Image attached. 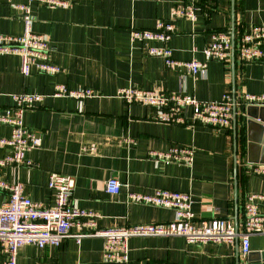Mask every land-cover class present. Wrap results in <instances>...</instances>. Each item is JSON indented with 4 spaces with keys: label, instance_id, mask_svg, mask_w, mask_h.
<instances>
[{
    "label": "crops",
    "instance_id": "1",
    "mask_svg": "<svg viewBox=\"0 0 264 264\" xmlns=\"http://www.w3.org/2000/svg\"><path fill=\"white\" fill-rule=\"evenodd\" d=\"M27 0H0V34L21 35L24 22L16 8ZM186 0H75L70 6L33 3V30L45 34L50 58L61 67L55 75L21 72V58L0 53V114L15 105L13 94L32 92L45 98L27 107L26 126L41 134L42 144L28 157L36 167H7L5 178L21 181L24 193L36 202L53 205L48 186L53 172L75 178L73 204L99 214V228H120L137 223H165L174 211L128 200L130 191L150 193L168 189L189 192L198 222L228 218L240 230L248 195H264V141L258 122L242 106L233 111L229 128L208 124L187 126L158 120L157 108L127 104L117 91L127 86L165 93L192 94L201 100H221L230 93L238 100L245 93H264V62H242L235 54L229 63L207 60L204 49L216 32L244 31L264 24V0H215L201 3L196 20L175 19L176 30L168 45L179 60L208 61L198 73L169 68L159 56L144 52L132 41L133 28L153 29L168 20L175 4ZM91 88L96 96L77 99L54 96L55 85ZM261 114L264 109L250 110ZM11 127L0 123V137ZM173 145L193 146L192 165L159 160L151 151ZM8 148L0 146V157ZM110 178L121 189L107 191ZM9 198L0 191V206ZM258 210L264 215V199ZM59 247L39 249L24 245L18 264H113L103 258L104 238L76 233ZM129 264H246L240 241L191 243L182 236L135 235L129 239ZM264 252V235L251 237V253ZM0 248V264L4 262Z\"/></svg>",
    "mask_w": 264,
    "mask_h": 264
},
{
    "label": "built area",
    "instance_id": "2",
    "mask_svg": "<svg viewBox=\"0 0 264 264\" xmlns=\"http://www.w3.org/2000/svg\"><path fill=\"white\" fill-rule=\"evenodd\" d=\"M215 0H186L175 4L168 20H158L153 29L133 28L132 41L142 42L144 52L159 56L169 68L183 67L195 74L207 66L208 61L197 58L179 60L168 45L175 33V19L196 20L201 3ZM75 0H27L15 6L24 22L21 35L0 34V53L19 55L21 72L25 77L33 71L55 75L61 67L50 58L49 38L33 30V3L48 6H70ZM207 60L229 63L238 54L242 62H264V24H252L247 30L236 32L227 29L216 32L205 49ZM54 96L84 99L96 96L91 88H70L66 84L55 85ZM117 97L127 104H144L158 109V120L171 124L194 126L208 124L216 129L229 128L236 106H264V93L245 92L238 100L230 93L223 94L221 100H201L192 94L165 93L156 89L127 86L117 91ZM15 105L0 114V123L11 127L9 137H0V146L8 148L0 157V191L9 193L8 200L0 206V248L4 254L3 264H18V255L24 245H34L39 249L47 246L59 247L63 240L77 229V242L83 236L94 235L104 238L103 258L113 264H129V239L135 235L182 236L191 243H230L239 239L243 255L251 251V237L264 235V215L258 210V200L264 195H248L244 202V221L238 229L228 218H212L198 222L192 210V195L189 192L158 188L150 193L130 191L128 200L134 203L169 208L174 218L165 223H137L120 228L102 229L97 225L99 214L73 204L72 193L75 178L53 172L48 182L55 197L53 205L34 201L24 193L21 181L10 182L5 178L7 167H36L38 163L28 157V153L41 146V134L29 129L25 124L27 107L42 101L45 94L21 92L12 95ZM150 156L159 160L192 165L195 158L193 146L173 145L164 151H151ZM122 183L117 178L107 181V191L116 194Z\"/></svg>",
    "mask_w": 264,
    "mask_h": 264
},
{
    "label": "water",
    "instance_id": "3",
    "mask_svg": "<svg viewBox=\"0 0 264 264\" xmlns=\"http://www.w3.org/2000/svg\"><path fill=\"white\" fill-rule=\"evenodd\" d=\"M244 109L247 110L248 115H251L255 119V121L258 122L257 124L260 127V129L264 130V118L262 117V115L259 113L252 115L250 112L251 109L262 110L264 109V106L249 105V106L244 107ZM263 141H264V133H262V138H261V141L259 140V143H262ZM237 263L240 264V260H238ZM246 264H264V252H260L259 254L254 256V254H252L250 251L247 254Z\"/></svg>",
    "mask_w": 264,
    "mask_h": 264
}]
</instances>
